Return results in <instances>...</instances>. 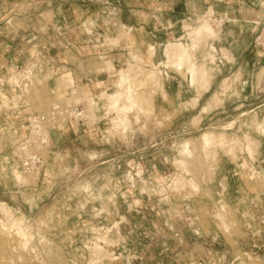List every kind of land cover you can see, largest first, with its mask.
Here are the masks:
<instances>
[{
    "label": "rangeland",
    "instance_id": "rangeland-1",
    "mask_svg": "<svg viewBox=\"0 0 264 264\" xmlns=\"http://www.w3.org/2000/svg\"><path fill=\"white\" fill-rule=\"evenodd\" d=\"M22 1L0 0V26L19 30L38 24L41 31L28 36L27 52L21 49L25 48V36L0 35V43L10 40L12 48L0 47V63H3L0 77L8 71V85L4 88L8 92L2 90L4 86L0 83V245L4 238L12 239V258L8 261L12 264H264V114L257 110L264 104V66L252 64L259 61L263 50L235 45L239 66L233 68L232 82L225 79L218 85V92L191 101L158 99L165 81L174 86L172 80H179L180 71L166 64L165 50L162 49L161 58L157 59L160 52L155 48L156 43L183 42L191 48L193 60L209 69L204 79L195 82L204 89L212 76L220 72L222 80L228 74L226 66L215 69L217 58L221 61L230 57L226 50L223 53L219 50L222 39L217 26L222 22L212 8L201 18L189 19L188 15L187 20L181 21L185 18L179 19V11L188 9L182 4L183 8L177 10L179 3L171 0L159 3L157 0H39L38 3L28 0L21 4ZM123 6L127 9L126 21H131L133 7L140 13L141 24L146 26L138 35L141 53L146 57L135 54L142 62L140 65L134 59L138 73L132 80L140 77L142 81L132 82L133 87L139 90L146 87L147 75H139L141 66L147 70L157 66L160 80L153 92L150 89L146 107L127 108L131 85L130 81L122 82V75L132 71L133 62H129L127 69L118 71L105 58L107 52H103L100 59L108 61V67L97 70L119 73L117 88L104 94L109 100L108 113L118 116L112 122L122 124L123 131L127 124H139V145L107 147L95 142L91 148L95 152L90 148L75 151L66 146L62 151L56 150L57 174L52 173L49 164L41 177L38 173L25 172L20 161L13 157V151L27 133L29 113H47L56 99H74L75 94L83 92L86 100H74L82 102L89 115L97 118L99 106L89 90L84 91L78 85L57 93L55 78L61 79L63 75L72 78L68 68L61 70L63 64L53 66V63L57 54L63 55L61 60H71L64 53H75L64 52V48L81 43L87 32L92 35L93 44L115 45L120 39L116 30L117 11ZM20 8L32 12L26 24L21 19ZM164 11L171 14L164 18ZM165 19L170 20L165 24L172 28L167 35L160 34ZM207 23V33L195 32ZM182 28L185 32L177 34ZM210 52L215 55L214 60L209 57ZM36 53L40 54L37 57L40 72L33 71L35 60L29 59ZM85 53L78 52L80 56ZM4 54L8 61L1 62ZM21 54L23 58L29 57L28 66L20 64ZM182 72L183 76L187 74L186 67ZM173 90L176 93L175 89L171 93ZM114 94L119 97L113 102L110 98ZM40 95L52 100L48 111L39 108ZM7 108L16 112L2 115ZM118 133L121 138L126 137L122 130ZM204 134L210 139V154L215 152L216 158L209 154L211 161L206 158L202 165L201 154L198 157L201 165L199 162L197 165L202 168L177 163L182 159L184 141L197 140ZM116 151L123 152L125 157L118 173L119 183L114 178L116 168L110 162L102 165L106 171L93 173V180L89 178L86 163L77 170L70 169L69 159L73 157L85 160L90 154L113 156ZM44 153L46 157L51 155L48 149ZM184 160L194 162L191 158ZM14 165L22 169L26 178L14 173ZM176 178L179 179L173 182ZM117 184L122 186L119 193L114 191ZM101 186L107 192L101 193Z\"/></svg>",
    "mask_w": 264,
    "mask_h": 264
},
{
    "label": "crops",
    "instance_id": "crops-1",
    "mask_svg": "<svg viewBox=\"0 0 264 264\" xmlns=\"http://www.w3.org/2000/svg\"><path fill=\"white\" fill-rule=\"evenodd\" d=\"M36 1L37 3L39 0H33ZM156 2V0H154ZM167 2V0H164ZM174 1L173 3H179L177 5V10L178 8H183L185 4V8L188 9V11H181L184 9H181L179 11V19L185 18V21L187 20L186 18L188 15H190L188 18H201L203 17L209 9L214 10V15L216 16L217 19H221L222 25L217 26V29L219 30V33L221 34V46L219 47V50L222 52L226 50L228 52V55L230 58L228 59H220L218 60L217 58V65L215 69L218 68V70H221L222 67L227 68L228 74L220 80V72L215 75V77H211V82L208 84V88L204 89L201 87L199 84H192L191 79H190V73L188 72L187 68V74L183 76L182 70H177L180 71L179 73V80H172V84L174 86H170L167 83L169 80L165 81V86H164V91L160 90L158 96V99H165L166 97L171 99V98H180L182 100L188 101V100H193L194 98H200L202 99L204 96H209L211 93L218 92V85L229 79L232 82V77L234 76V71L233 68L236 66H239L238 63H240V58L237 57V54L234 52V49L236 48L235 45H241L243 44L244 48L249 50L250 47L257 48L259 47L260 50H263L264 52V42H263V36H264V0H171L170 2ZM263 1V3H262ZM28 2V0H23L22 3ZM159 3L160 0H157ZM163 2V1H162ZM6 3V1H5ZM181 4V5H180ZM183 4V6H182ZM9 7V5H7ZM190 6V7H189ZM21 7V6H20ZM172 8L176 6H171ZM171 7L169 9H171ZM126 8V7H125ZM123 7H119L117 11V21L119 22V25L116 27L117 33H118V38L119 41L114 45V44H93L92 39H90L92 36L89 32L85 33V39L81 42H75L73 44H69L67 46L68 49L64 48V52L68 50H72L74 54H65L66 59H71L68 62L65 61V59L61 60V57L63 55H56L57 59L56 61L54 60L53 66L63 64L61 67L63 70L64 68H68L70 70V75L72 79H69L68 76L63 75L64 77L66 76L67 80H64L65 78L62 76L60 78H55L53 81V84H55V88L58 92H66L68 89H71L74 86H80L84 91L89 90L93 95H95V98L97 100V106H99L97 110V124L94 126H91L90 128H86L84 126H78V125H70L66 121H62L61 124L58 126L59 129H57L54 132L53 136V147L55 149V152H59L64 150L66 146L69 148H73L75 151L77 148H92L94 146V143H98L100 145H104L107 147H135L139 145V130L140 126L137 123H130L127 124L126 131H123V125L119 124L116 125L115 121L112 122L113 119H117L118 116H113L115 113L109 114V100L104 96V94L111 93L112 90L117 88V84L120 81V76L119 73L117 74H112L108 71H101L98 72L97 68L107 66L108 61H103L101 54L103 52H107V56L105 58H109L110 62L117 68L118 71L121 69H127L129 62L134 63V55L135 54H140L142 57H146L141 53V46L138 40V35L140 34L141 31L146 30V26L141 24L140 22V13L136 11L133 7L130 10V15H131V21H126L124 19L125 14L127 9ZM37 9V8H36ZM20 16L22 20H25L24 23L26 24V21L28 19V15L32 12H29L27 9L26 10H21L20 8ZM169 14V12L164 11L163 15L164 18H166ZM135 20V21H134ZM224 20V21H223ZM256 23H251L255 22ZM170 21L165 19L164 20V27L161 30L160 34H165L167 35L168 33H171V25H166L165 22ZM0 23H2V20H0ZM250 23V24H249ZM249 24V25H247ZM148 28H150V22H147L146 24ZM40 28V27H39ZM38 28V24H36V27L34 28H29L27 26L19 28L18 32L15 30V28H3L0 26V35L2 37L6 35H20V36H25V48H21L24 51H28L27 46L29 43L28 36L31 34H41L40 29ZM154 32V31H153ZM185 30L182 28L181 31H178L177 34H183ZM157 34V32H155ZM173 33V32H172ZM176 34V33H174ZM226 35L225 38H222V36ZM237 36L236 38H228ZM243 36V37H242ZM256 36V37H255ZM117 38V37H116ZM247 39V42H246ZM6 40V39H5ZM22 44V43H21ZM1 45H6L5 49L8 50L12 49L11 48V42L10 40H7L6 42L0 43ZM167 43H156L155 48L158 47L157 52H160V54L157 55L160 56L157 59L161 58V51L162 49L165 50V48H162V46L166 47ZM35 46H39V44L36 42ZM71 47V48H70ZM215 47V46H214ZM4 49V50H5ZM99 50L98 54L95 53ZM216 50V49H215ZM23 51V52H24ZM62 51V49H61ZM79 51H84L86 52L85 55L83 54L80 56L78 54ZM90 52V53H87ZM22 52V51H21ZM22 52V53H23ZM94 52V54H91ZM149 52V49H148ZM216 52H218L216 50ZM223 53V52H222ZM6 54H4V58L1 59V62L8 59L5 57ZM40 54L36 53V56L33 54L32 56L30 55V58L25 55V58H23L22 54L19 56L20 59V64L23 66H28V58L31 60H35V68L33 71L35 72H40L42 71V68L38 64L37 57ZM96 55V56H93ZM231 59V60H230ZM200 60V59H199ZM34 62V61H33ZM198 62V61H196ZM257 62V61H256ZM253 62V67H258L260 68L264 65V53L260 55L259 61L256 63ZM3 63H0L2 65ZM52 65V64H51ZM4 67V66H3ZM121 68V69H119ZM230 68V70L228 69ZM59 70L58 72H61ZM261 70V69H260ZM233 72V73H232ZM6 73L8 71L6 70L2 76L0 77V83L4 86L2 87L3 91H7L6 86L8 85L6 82H8L6 78ZM168 72L165 71V74ZM59 74V73H58ZM249 78V77H248ZM247 78V79H248ZM63 79V80H62ZM174 79V78H173ZM246 81V80H245ZM249 81V79L247 80ZM64 82V83H63ZM198 83V82H197ZM67 89V90H66ZM171 89H175L176 93L173 92L171 93ZM66 90V91H65ZM8 92V91H7ZM164 104L166 102L164 101ZM261 114H264V104L261 105L257 109ZM8 112H16V110L12 109H4L2 112V115L7 114ZM32 114V113H29ZM1 115V116H2ZM27 123V120H26ZM27 127V125H26ZM62 129V130H61ZM122 134L126 133L125 138H121L119 136V131ZM111 134H110V132ZM113 133V134H112ZM120 141V142H119ZM57 150V151H56ZM93 150L91 149V152ZM98 151V150H97ZM96 151V152H97ZM95 152V151H93ZM124 156L123 152L121 151H116L113 156H104L102 154H96V155H91L88 156L85 160H79L77 157H73L69 159V165L71 170H77V168H82V165L86 163L87 166L86 170L88 171L89 178L93 180V173L97 172H103L106 171V168L102 167V165L106 163H112L114 164V167L116 168L117 175L114 177L116 181L118 182L119 176L118 173L124 163ZM58 161V159L56 160ZM56 161L52 163L50 166L52 167V173L55 172L57 174V166H56ZM81 166V167H80ZM78 172V171H77ZM91 183H95L92 181ZM119 183V182H118ZM92 185V184H91ZM100 192L105 193L107 192L106 189L101 186ZM122 190V186L116 185L114 187V191L116 193H119Z\"/></svg>",
    "mask_w": 264,
    "mask_h": 264
},
{
    "label": "bare ground",
    "instance_id": "bare-ground-1",
    "mask_svg": "<svg viewBox=\"0 0 264 264\" xmlns=\"http://www.w3.org/2000/svg\"><path fill=\"white\" fill-rule=\"evenodd\" d=\"M263 3V1H262ZM206 29H208V23L203 26H201V28L199 29V31H195V32H199V33H207L206 32ZM208 31V30H207ZM199 33H197V35H200ZM196 34V33H195ZM192 45V44H191ZM193 46L194 43H193ZM197 46V45H196ZM214 48V47H213ZM191 49V48H190ZM189 49V47L183 43V42H169L165 48V57H166V64L169 66L171 65L172 67L176 68L177 70H182L184 67L187 68L188 72L190 73V79L192 83H195V82H198L199 80L201 81V79H204L206 77V75L208 74V70L205 66L203 65H199L198 63L199 62H196L195 60H193V51H191ZM215 49V48H214ZM195 50V49H194ZM154 52V51H153ZM211 60H214L215 59V55L213 53H211ZM134 59L137 60L136 63H138V61L140 62V65H141V60L138 59L136 57V55L133 56ZM133 59V60H134ZM215 63V62H214ZM136 65V64H135ZM139 65V67H140ZM205 65V64H204ZM131 66H133V69L132 71H130L129 73H123L122 75V82H126V81H130V94H129V100L128 102H130V105L127 106V108H131V107H134V106H138V107H146V104H147V98L150 97V93L153 92V88L155 86H157L156 84L158 83V81L160 80L159 79V71L157 69V66L154 67V68H151L150 70H147L146 68H143L142 66L140 67V73L139 75H147V82H146V87H144L143 89L139 90V89H134V84H137L138 82L140 83L142 81V78L139 77L138 80L135 79V81L133 82L132 80H134V77L135 75L138 73L136 70H135V67L137 66H134V63L131 64ZM170 66V67H171ZM138 67V66H137ZM208 67V66H207ZM131 69V68H130ZM137 69V68H136ZM137 77V76H136ZM143 77V76H142ZM138 78V77H137ZM137 81V83H135ZM205 81V80H204ZM133 82V83H132ZM201 83V82H200ZM39 86V85H38ZM44 86V85H43ZM41 85V87H43ZM39 87V88H41ZM152 88V92H150V89ZM83 93V92H82ZM82 93H79L78 95L75 94V98L74 99H85L87 98V96L85 94H82ZM73 94V95H74ZM118 95V94H116ZM115 94L112 95V97L114 98H110V100L113 99V102H114V99L119 96H116ZM42 95H40L41 97ZM47 96V95H45ZM44 96H42L40 99H41V102L38 104L39 108L43 111V110H47L48 111V107L50 106V103L52 102V100L50 99H47V98H43ZM51 98V97H50ZM116 98V99H117ZM115 99V101H116ZM54 100V99H53ZM68 100L67 98H64L62 97L61 100L59 99H56L55 102L52 103V106L54 105V103H57L58 101L59 102H63V101H66ZM51 101V102H50ZM88 101V99H87ZM129 104V103H128ZM52 107H50V110H51ZM133 109V108H132ZM49 110V111H50ZM46 113V111H45ZM43 114V113H41ZM209 142H210V139L208 137L207 134H204L202 135L201 137H199L197 140H191V139H187L184 141V144H183V149L181 151V154H182V159L177 161V163L179 164H182V165H189V164H195L196 167H201V166H198L200 164V162H202V165H203V161L207 158L208 160L210 159L211 161V157L209 156H214L213 159L216 158V153L215 152H212L210 154V150H209ZM202 154V156H200ZM210 154V155H209ZM209 155V156H208ZM200 156V157H199ZM205 156V157H204ZM199 158H202L203 160L200 161ZM204 157V158H203ZM209 157V158H208ZM186 158H191L192 161H194L193 163H191L190 161H186L184 159ZM206 160V161H208ZM200 161V162H199ZM199 162V164H198ZM198 164V165H197ZM201 165V164H200ZM204 167V166H202ZM201 167V168H202ZM22 170V169H21ZM20 170V167L18 165H14L13 166V171L15 174L17 175H22L23 176V173L22 171ZM25 172H27L26 170H24ZM189 171V170H188ZM29 173V172H27ZM38 174V172H36ZM23 178H26V176H23ZM28 178V177H27ZM180 178V176H179ZM179 178H176L173 180L174 181H177ZM22 235V234H21ZM101 239V238H100ZM104 239V238H103ZM2 240V239H1ZM12 239H10L9 237H7L6 239L4 238V240L1 241V245H0V261L3 260V258H7L3 260V262L0 264H12L10 261H8V259H11L12 258V255H11V252L13 251V245L11 244V241ZM23 244V243H22ZM100 245V244H99ZM15 250V249H14ZM3 256V258H2ZM20 256V255H19ZM21 259V257H20ZM13 260V259H12ZM14 264V263H13Z\"/></svg>",
    "mask_w": 264,
    "mask_h": 264
},
{
    "label": "built area",
    "instance_id": "built-area-1",
    "mask_svg": "<svg viewBox=\"0 0 264 264\" xmlns=\"http://www.w3.org/2000/svg\"><path fill=\"white\" fill-rule=\"evenodd\" d=\"M62 121L71 126L86 128L97 124V120L89 115L85 105L74 99L54 103L47 113L30 114L27 119V133L13 151V157L20 161L24 170L34 174L39 171L41 177L45 174L44 169L58 159L53 147V136ZM47 149L50 150L49 157L44 153Z\"/></svg>",
    "mask_w": 264,
    "mask_h": 264
}]
</instances>
